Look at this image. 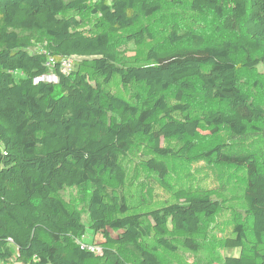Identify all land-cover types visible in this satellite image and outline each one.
I'll return each mask as SVG.
<instances>
[{
  "label": "trees",
  "instance_id": "1",
  "mask_svg": "<svg viewBox=\"0 0 264 264\" xmlns=\"http://www.w3.org/2000/svg\"><path fill=\"white\" fill-rule=\"evenodd\" d=\"M179 7L188 21L169 24L166 46L127 61L119 40L152 41ZM260 65L264 0H0V263L264 264V155L242 146L263 131L264 81L245 75ZM169 159L229 168L238 190L181 187L171 201L132 203L124 161L170 189ZM73 188L100 255L78 244L88 226L62 197ZM225 210H236L225 253H206Z\"/></svg>",
  "mask_w": 264,
  "mask_h": 264
},
{
  "label": "rangeland",
  "instance_id": "2",
  "mask_svg": "<svg viewBox=\"0 0 264 264\" xmlns=\"http://www.w3.org/2000/svg\"><path fill=\"white\" fill-rule=\"evenodd\" d=\"M176 13L172 12V8H169L166 11V14L162 18H160L161 23L165 26L160 27L162 30L161 33L157 32L156 37L152 41L146 40L144 43L137 45L134 42L125 43V40L121 38L120 41V49L122 55L126 58L129 62H138V61H145V55L149 47L153 46L156 43H161L160 47H165V36L169 31L170 23L173 20H179V18L183 16H188L187 12L183 8H175L173 9ZM172 13V14H171ZM186 13V14H184ZM92 20V19H91ZM180 21L187 22L188 19L181 18ZM158 25V23H157ZM155 27V26H154ZM248 78L258 77L262 81H264V66L260 65L255 71L251 73L245 74ZM116 85L117 92L129 99L132 98V90L133 86H122L119 83V80L116 79L114 81ZM257 100L264 102V91H259L256 97ZM192 107L190 110L191 115L195 116L201 113L203 109V104L199 99L192 101ZM263 131L261 134L257 136H250L249 140L244 141L242 146L244 149L252 148L258 152H261L264 155V124L262 125ZM208 133V132H206ZM205 134V133H204ZM226 136L223 135L220 137V140H225ZM173 144L174 142L171 141ZM238 147V144L231 145ZM142 150V149H141ZM140 150V151H141ZM145 150V149H143ZM133 160H138L139 157L134 156ZM264 160V157H261ZM127 163L128 169L130 170V194H131V202L134 204H138L139 201H143L146 203L145 205H152L155 206L156 204H160L162 202L171 201L173 199L174 192L181 188H192L195 189L196 187H206V188H214L220 187L221 190L230 191V188L234 193L235 190H238L236 183L232 178L227 179V173L230 171L228 168L227 170H220L218 167L210 165L207 161L202 159H196L191 161H184V160H177V159H169V175L167 180L171 184V188H164L159 184L158 180H154L155 175L152 172H148L147 170L140 168L139 170H133L134 162L131 160L124 161ZM133 171L136 172V176L133 175ZM224 183V184H222ZM83 193L82 190H78L77 188L73 189H66L62 192V197L72 205L82 209L83 213V221L88 226L87 227V236L84 238L86 241L91 242L93 237V231L89 228V215L84 210L83 204L85 202L84 196L81 195ZM238 201L237 203L239 204ZM232 203V201L230 202ZM143 206L140 209H144ZM237 210H241L238 205H236ZM236 212L232 210H225L220 213L215 222L217 223L214 226V230H211L208 241L205 243V252H214V255L222 256L224 250L222 249L220 240L227 234L230 233V230L233 226V215ZM210 229V228H209ZM183 256V254H182ZM194 260L191 257L189 260L184 261L179 259L176 261V264H183V263H191Z\"/></svg>",
  "mask_w": 264,
  "mask_h": 264
},
{
  "label": "built area",
  "instance_id": "3",
  "mask_svg": "<svg viewBox=\"0 0 264 264\" xmlns=\"http://www.w3.org/2000/svg\"><path fill=\"white\" fill-rule=\"evenodd\" d=\"M72 62H73L72 58L63 59L62 62H61V70L63 72H65V73L69 72L71 70V68H72ZM48 64L51 65V66L54 65L55 64V60L53 58H50ZM40 80H47V81L56 82L57 81V77L54 74L43 75V76H41V77H39L37 79V81H40ZM98 240H100V238H98ZM77 241H78V244L80 245V247L82 249L89 250V251H91V252H93L95 254H98V255L103 253L102 246L96 241L95 242H93V241L88 242V241L84 240V238L83 239H79ZM0 264H2V263H0ZM6 264H21V263L11 260V261L7 262Z\"/></svg>",
  "mask_w": 264,
  "mask_h": 264
},
{
  "label": "crops",
  "instance_id": "4",
  "mask_svg": "<svg viewBox=\"0 0 264 264\" xmlns=\"http://www.w3.org/2000/svg\"><path fill=\"white\" fill-rule=\"evenodd\" d=\"M86 236H87V234L85 235V237H86ZM85 237H84V238H85ZM98 238H100V236H99V235H96L95 237L93 236V237H92V241H93V240H95V241H96ZM84 240H85V239H84Z\"/></svg>",
  "mask_w": 264,
  "mask_h": 264
}]
</instances>
